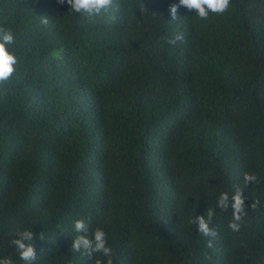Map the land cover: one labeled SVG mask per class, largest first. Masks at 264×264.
I'll return each mask as SVG.
<instances>
[{"label":"trees","instance_id":"trees-1","mask_svg":"<svg viewBox=\"0 0 264 264\" xmlns=\"http://www.w3.org/2000/svg\"><path fill=\"white\" fill-rule=\"evenodd\" d=\"M172 4L115 0L86 17L0 0L19 59L0 86V259L25 264L12 241L33 230L34 264H106L70 251L82 219L107 233L113 264H264V0L207 20L180 6L173 21ZM237 187L233 232L217 200ZM207 208L212 248L191 223Z\"/></svg>","mask_w":264,"mask_h":264},{"label":"clouds","instance_id":"clouds-1","mask_svg":"<svg viewBox=\"0 0 264 264\" xmlns=\"http://www.w3.org/2000/svg\"><path fill=\"white\" fill-rule=\"evenodd\" d=\"M58 3L61 5L67 3L70 6V11L86 17L99 16L115 7V0H58ZM230 5L231 0H179V4L170 6L169 12L174 21L179 17V7L184 6L189 11L195 10L196 16L201 20H207L210 14L222 15L226 13ZM47 22V19L43 20V23L47 24ZM183 38V34H177L174 38L169 39L168 43L174 46L178 41H182ZM15 42L16 37L13 31L10 28L0 26V86L9 81L16 73L19 59L12 50ZM258 179L255 174L248 172L243 174V183L246 186L257 183ZM245 199L244 191L239 187L235 188L231 197L228 192H221L218 197L217 207L221 211H227L229 207L232 209V220L229 223V228L233 232H239L242 228L243 218L247 214ZM259 204V200H253L251 208L254 210ZM215 215V209L207 208L206 214L196 216L191 221L200 235L212 238L208 240V248L213 247L212 240L218 236L217 231L210 227ZM74 228L76 232L84 234L78 235L72 240L70 251L81 252L83 250L88 257L98 253L106 258V264H113V250L108 245L107 233L103 229L96 228L92 235L89 236L87 235L89 226L82 219L75 221ZM36 236L33 230H24L18 232V238L12 241L19 258L25 264H34L37 259ZM39 240H45L43 232L40 233ZM0 264H13V260L10 257H6L0 259ZM95 264H103V262L97 259Z\"/></svg>","mask_w":264,"mask_h":264}]
</instances>
